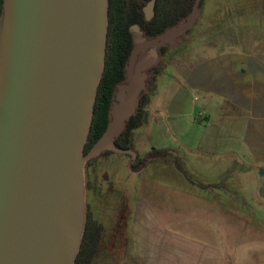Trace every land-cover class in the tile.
Here are the masks:
<instances>
[{"label": "water", "instance_id": "1", "mask_svg": "<svg viewBox=\"0 0 264 264\" xmlns=\"http://www.w3.org/2000/svg\"><path fill=\"white\" fill-rule=\"evenodd\" d=\"M203 0L133 50L103 135L85 154L106 67L109 0H3L0 16V264H76L88 221L86 165L138 114L163 54L188 44Z\"/></svg>", "mask_w": 264, "mask_h": 264}, {"label": "rangeland", "instance_id": "2", "mask_svg": "<svg viewBox=\"0 0 264 264\" xmlns=\"http://www.w3.org/2000/svg\"><path fill=\"white\" fill-rule=\"evenodd\" d=\"M202 7L200 23L190 30L193 43L166 48L150 80L148 121L159 75L184 55L177 72L228 53L244 59L254 52L264 66V0H204ZM174 94L164 92L158 118L135 131V161L143 163L132 167L130 155L110 152L86 165L88 210L104 227L92 264H158L167 243H203L227 251L240 264H264V218L255 216L264 205L259 181L236 148L240 138L225 130L228 120L221 116L229 113L222 99L196 93V102L183 103L169 116ZM154 148L167 150V160L150 159Z\"/></svg>", "mask_w": 264, "mask_h": 264}, {"label": "crops", "instance_id": "3", "mask_svg": "<svg viewBox=\"0 0 264 264\" xmlns=\"http://www.w3.org/2000/svg\"><path fill=\"white\" fill-rule=\"evenodd\" d=\"M194 48L195 46H192L189 52ZM253 53L249 52L244 59L235 53L213 55L204 65L188 67L184 72H177V65L185 55L176 59L159 75L155 94L149 102L150 118L148 124L142 127L149 125L151 119L158 118L159 103L164 92L169 95V92L174 90L175 93L169 100V116L178 112L183 103L196 102V93L206 94L207 100L210 95L215 94L222 99L229 113L226 115L225 111L224 116H221L223 120H228L229 128L225 130L229 136L240 138L236 148H241V154L247 159V171L255 173L258 178L259 201L264 204V66L259 64L257 56ZM204 110L210 118L209 111L206 108ZM238 129L242 133H239ZM255 216L258 219L264 218V205ZM174 243L179 244L180 241ZM181 244L163 245L160 248L158 264H240V261L226 253L227 251L203 243H189L184 246Z\"/></svg>", "mask_w": 264, "mask_h": 264}, {"label": "trees", "instance_id": "4", "mask_svg": "<svg viewBox=\"0 0 264 264\" xmlns=\"http://www.w3.org/2000/svg\"><path fill=\"white\" fill-rule=\"evenodd\" d=\"M109 6V33L107 43L106 67L101 80L96 98L94 117L89 134L88 143L85 148V154L105 132L109 122V109L112 101L115 86L125 78V64L132 50L131 34L129 32V23L125 21L122 9L115 6L113 0ZM195 0H164V28L177 23L181 18L187 16L193 8ZM203 4V1H202ZM201 4V5H202ZM3 8V0H0V16ZM167 49H164V55ZM157 73V72H156ZM155 92V89H154ZM149 95L146 94L141 99L138 114L129 121L126 130L116 141V145L121 149H133L134 132L142 127L148 121V112L146 111ZM110 152H106L108 154ZM104 155V154H103ZM169 155L167 150L152 149L148 154L150 159L167 160ZM93 161H91L92 163ZM137 159L132 165L143 163ZM177 168L189 177L178 159L175 160ZM104 235L103 225L92 217L88 212V221L83 243L76 260V264H92L96 256L100 253L102 238Z\"/></svg>", "mask_w": 264, "mask_h": 264}, {"label": "flooded vegetation", "instance_id": "5", "mask_svg": "<svg viewBox=\"0 0 264 264\" xmlns=\"http://www.w3.org/2000/svg\"><path fill=\"white\" fill-rule=\"evenodd\" d=\"M113 3L122 9L125 21L129 23V32L132 26L137 25L143 35L149 38L159 35L165 30L163 29L164 0H113ZM130 34L133 50V35L131 32ZM164 49V47L161 49L163 55ZM88 186L89 184L87 188Z\"/></svg>", "mask_w": 264, "mask_h": 264}]
</instances>
